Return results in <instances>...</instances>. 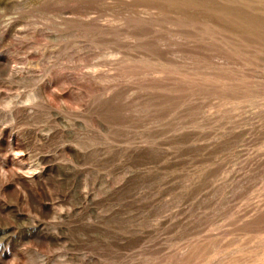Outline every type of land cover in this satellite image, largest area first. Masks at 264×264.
Segmentation results:
<instances>
[{"label": "rangeland", "instance_id": "1", "mask_svg": "<svg viewBox=\"0 0 264 264\" xmlns=\"http://www.w3.org/2000/svg\"><path fill=\"white\" fill-rule=\"evenodd\" d=\"M0 264H264V0H0Z\"/></svg>", "mask_w": 264, "mask_h": 264}]
</instances>
